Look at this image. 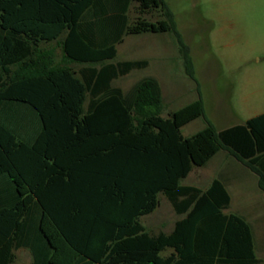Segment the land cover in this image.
Returning <instances> with one entry per match:
<instances>
[{"label": "trees", "instance_id": "trees-1", "mask_svg": "<svg viewBox=\"0 0 264 264\" xmlns=\"http://www.w3.org/2000/svg\"><path fill=\"white\" fill-rule=\"evenodd\" d=\"M118 3L119 28L102 35L99 22L113 19L101 20L98 8L110 12L113 0H0V176L9 188L0 194V264H14L18 249L30 264H259L250 226L224 213L223 184L213 179L202 190L180 181L225 151L258 175L264 194L257 167L264 114L216 130L166 3ZM152 13L161 19L148 20ZM165 32L198 98L162 117L155 78L127 93L112 82L147 66L113 61L123 37ZM51 42L62 53L58 63L39 47ZM197 118L206 126L183 137L181 128ZM160 194L180 218L170 233L153 236L140 219Z\"/></svg>", "mask_w": 264, "mask_h": 264}, {"label": "rangeland", "instance_id": "rangeland-1", "mask_svg": "<svg viewBox=\"0 0 264 264\" xmlns=\"http://www.w3.org/2000/svg\"><path fill=\"white\" fill-rule=\"evenodd\" d=\"M163 1L189 47L205 119L221 130L264 111V0ZM146 18L161 19L156 13ZM118 51L114 62L128 58L146 60L147 66L114 80L112 86L127 93L142 78H155L163 95L162 117L198 98L196 84L185 74L171 32L125 36ZM205 119L197 118L186 124L180 130L181 135L189 137L197 133L206 126ZM221 153L204 167H194L180 184L204 190L217 177L216 161ZM158 199L157 208L140 219L153 236L170 233L180 218L165 196L160 194ZM232 205L225 213H236ZM262 231L264 234V224ZM171 252L167 249L161 255ZM14 255L15 264H29L31 256L27 250H15ZM256 256L264 264V245L259 240Z\"/></svg>", "mask_w": 264, "mask_h": 264}, {"label": "crops", "instance_id": "crops-1", "mask_svg": "<svg viewBox=\"0 0 264 264\" xmlns=\"http://www.w3.org/2000/svg\"><path fill=\"white\" fill-rule=\"evenodd\" d=\"M104 5H105L104 7L108 9L107 2ZM133 8L134 6L132 3L128 8V12L126 13L130 22L134 18V14L132 12ZM103 9H104L103 5H101L98 8L99 12L98 11H97L98 13L96 12L97 15L100 16L99 18H104L101 20H105V19L108 20L111 18L113 19L112 20L113 22L111 23L112 25L108 24V22L107 24L103 21L99 22V24L97 25L96 31L100 32L102 35H104V28H119V19L121 18V13H120L121 4L118 3V0H117V4H114V0H113V4L111 6L110 12L108 11V13H104ZM124 38L125 37H123L121 43L115 45L116 57L120 54V51H118V48L123 43ZM39 47L41 50H44L50 53L52 55L51 59L55 63H58L61 61L62 53L55 42L41 43ZM123 58L125 59L124 55H123ZM125 61H142V60H130L128 58L126 60L118 61V62H125ZM161 93H162V90H161ZM162 99H163V95H162ZM262 114H264V111L258 113L255 116H259ZM235 125H239V124H235ZM262 145L264 146V138H263ZM220 152H222L221 156L216 161L217 177L214 179L219 180L223 184L229 196V205L227 209L224 210V213L225 211L231 208L232 203L235 201V204H233L232 207H234V210L236 211V213L230 212V213H225V214L239 215L250 226L251 231H252V237H253L254 254L256 256V241L259 240L264 245V234L262 231V224H264V221L263 222L261 221V218L264 220V194L258 184L259 177L254 172H252L248 167H246L245 165H243L242 163L234 159L229 153L225 151H220ZM220 152L214 155L208 162L215 159V157H217V155ZM262 152H263V155H262L263 158L261 157H260L261 159L259 158V163L257 167L264 175V151ZM259 156H261V154H259ZM7 186H8L7 180L5 178L3 179V177L0 176V194L7 192V190L9 189L7 188ZM30 263H31V258H30L29 264Z\"/></svg>", "mask_w": 264, "mask_h": 264}]
</instances>
